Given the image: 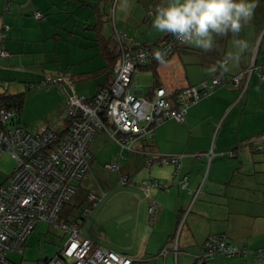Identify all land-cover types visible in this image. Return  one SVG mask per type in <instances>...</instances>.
Here are the masks:
<instances>
[{"label":"crops","instance_id":"1","mask_svg":"<svg viewBox=\"0 0 264 264\" xmlns=\"http://www.w3.org/2000/svg\"><path fill=\"white\" fill-rule=\"evenodd\" d=\"M129 2L131 7L121 11V0H0V49L8 52L0 55V92H26L17 118L24 128H63L61 86L39 84L47 76H68L71 85L64 81V88L85 97L108 82L114 28L147 44L165 35L151 27L155 7L163 0ZM35 10L44 12V18H37ZM237 38L247 41L248 50L238 66L230 64V71L217 74L226 81L243 72V82L249 81L246 91L227 81L189 106L183 121L167 119L151 136L136 137L132 148L116 142L119 148L109 147L103 159L91 153L88 171L61 211L64 221H79L80 235L129 255L131 264H193L209 236L225 233L247 252L219 255L205 264H264L255 254L264 247V151H254L248 142L264 130V0H258L254 18ZM232 39L231 34L217 37L219 50L211 52L177 46L166 61L136 69L131 89L149 95L154 84L198 86L212 76L211 65L235 51ZM198 152H212L211 160L196 156ZM171 154L179 156L177 171L173 162L156 161ZM148 158L153 160L147 163ZM108 162L117 168L106 167ZM121 174L129 177L126 183L118 181ZM153 178L166 187L144 191L140 183ZM90 191L100 199L83 215ZM150 201L158 204L153 216Z\"/></svg>","mask_w":264,"mask_h":264},{"label":"built area","instance_id":"2","mask_svg":"<svg viewBox=\"0 0 264 264\" xmlns=\"http://www.w3.org/2000/svg\"><path fill=\"white\" fill-rule=\"evenodd\" d=\"M37 18H43L44 12L35 10ZM3 28L7 25L3 24ZM4 36V33H1ZM114 38L119 51L118 60L113 68L111 80L99 86L96 93L87 98L72 92L66 93L65 118L67 130L60 137L53 130L40 126L37 132H30L22 125L7 124L14 114L13 110L0 108V154L5 151L11 154L16 164L6 181L0 183V264H18L9 260L5 252L16 250L23 253L24 243L38 221H46L67 233L65 242L58 252L48 258L39 260L38 264H131L132 258L122 252L94 244L80 235L78 222L64 221L60 216L63 204L75 192V181L89 169L92 159L89 143L96 130H106L121 146L132 148L131 142L138 137L152 133V126L166 118L181 121L185 118L189 105L204 94L196 86H184L174 93V101L170 92L163 86L154 90L152 98L131 89L130 76L134 67L145 61H161L156 58L157 52L168 49L166 59L181 43L173 36L163 37L153 48H135L128 43L129 37L121 29L114 28ZM5 48L0 55H7ZM163 59V60H164ZM253 66L248 69L252 72ZM243 72L233 77L239 87ZM264 76V73H262ZM48 81L70 84L66 75L47 76ZM46 80V81H47ZM215 81V82H213ZM221 78L215 76L213 85ZM248 79L243 88L247 87ZM71 85V84H70ZM208 85L203 82V87ZM169 96V97H168ZM107 121V122H106ZM112 126V130L108 126ZM257 148L264 146V133L257 139ZM207 154L209 161L212 152H198L196 156ZM165 163L174 161L176 171L179 168L178 155H162ZM151 158L147 159L150 163ZM106 167L117 168L114 162ZM129 180L127 174H121L120 183ZM187 176L180 183L185 186ZM140 187L147 191L150 187L165 188L166 185L157 179L143 180ZM92 205L100 199L95 193L88 195ZM155 201H150L148 212L155 214ZM89 207L83 209L84 213ZM166 248L161 250L165 254ZM246 248H239L226 241L224 235H215L203 245V253L199 258L209 259L219 253L243 254ZM264 257V248L256 253Z\"/></svg>","mask_w":264,"mask_h":264},{"label":"clouds","instance_id":"3","mask_svg":"<svg viewBox=\"0 0 264 264\" xmlns=\"http://www.w3.org/2000/svg\"><path fill=\"white\" fill-rule=\"evenodd\" d=\"M130 7L129 0H121V11ZM257 7L258 0H163L155 7L151 27L157 33L171 35L181 44L203 52L219 50L216 38L231 34V45L235 51L229 50L208 69L210 75L218 71L223 74L230 71V64L238 66L248 50L247 41L237 37L254 18ZM167 55L168 49H164L156 53V58L163 61Z\"/></svg>","mask_w":264,"mask_h":264},{"label":"trees","instance_id":"4","mask_svg":"<svg viewBox=\"0 0 264 264\" xmlns=\"http://www.w3.org/2000/svg\"><path fill=\"white\" fill-rule=\"evenodd\" d=\"M44 18V17H43ZM41 19V18H40ZM165 36H169V35H167V34H165L164 36H162V37H160L159 39H157L156 41H154L153 43H141V42H139V41H136V40H134V39H132L131 37H129V41H128V43H132V45H133V47H135V48H153L156 44H158L159 43V41L163 38V37H165ZM113 43H114V47H113V50H112V52L111 51H108L107 52V54L110 56L111 54H112V57H111V59H110V61H112L113 60V65L111 66V73L110 74H112V71H113V68H114V66H115V64H116V62H117V60H118V57H119V51H118V49H117V44H116V41H115V38H114V34H113ZM181 45H183V44H181ZM178 46H180V45H178ZM108 50V49H107ZM175 50V49H174ZM173 53H174V51H173ZM173 53H171L170 54V56L173 54ZM169 56V57H170ZM169 57H167L166 59H164L163 61H155V60H151V61H145V62H142V63H139V64H137L135 67H134V69L132 70V73H131V76H130V84H131V81H132V75H133V72L136 70V69H139V68H143V67H149V66H153V65H155V64H158V63H160V62H164V61H166ZM215 76H219V74H215V75H212L210 78H208V79H205V80H203L201 83H199L198 84V86L197 85H194V86H196L199 90H202V92L204 93V94H202L201 96H199L197 99H195L189 106H191L192 104H194V103H196L198 100H201V99H203L204 97H206L207 95H209L210 94V92L215 88V87H217V86H220V85H223V84H228L229 82L230 83H232V85L234 86V87H236V88H238L240 91H241V93H243L244 91H246L248 88H249V81H248V83H247V87L244 89L243 88V86H244V83L245 82H243V80H242V78H241V81H240V84L238 85L239 87H237V85H235V82H234V80H233V78L231 79V80H226V81H224L223 80V78H221L220 76V78H221V81L220 82H218V83H216V84H214L213 85V83H212V80H213V78L215 77ZM235 76V75H234ZM263 78H264V76H262ZM243 79H245V78H243ZM47 80V79H46ZM46 80H44V81H41L39 84H42V85H49V84H59V83H56V82H52V81H46ZM110 80H111V76H110V78H109V80H108V82L107 83H109L110 82ZM204 81H207L208 82V85L206 86V87H203V82ZM227 81H229V82H227ZM60 85V84H59ZM31 86H34L33 84H31ZM159 86H162V85H152V87H151V89H150V92H149V95H144L145 97H147V98H152L153 97V95H154V90L157 88V87H159ZM186 86H190V85H186ZM163 87H165V86H163ZM182 87H184V86H179V87H176V88H167V87H165L169 92H170V94H169V98L170 99H172L173 101H174V93L176 92V91H178L180 88H182ZM61 88V87H60ZM61 91H62V93H63V97H64V101H63V128L61 129V130H57V129H53V128H51L50 126H48L47 124H43V126H45L46 128H49V129H51V130H53L54 132H56L60 137H62V135L66 132V130H67V119L65 118V110H66V93L68 92L65 88L64 89H62L61 88ZM142 94V93H141ZM143 95V94H142ZM25 98H26V92L25 91H18V92H14V93H6V92H0V108L1 107H4V108H6V109H10V110H13L14 111V114H13V116L11 117V118H9V120H8V122H7V124H14V123H17V124H20L21 125V123L18 121V117H19V115L21 114V109H22V106H23V103H24V100H25ZM87 98H90V97H87ZM187 110H188V108H187ZM167 119H173V118H166V119H164L161 123H163L164 121H166ZM185 119V118H184ZM183 119V120H184ZM175 120V119H174ZM183 120H181V121H183ZM177 121V120H176ZM181 121H178V122H181ZM107 122V121H106ZM161 123H159V124H155V125H153L152 126V133L150 134V135H148V134H146L144 137H146V136H151L152 134H153V132H154V127L155 126H157V125H160ZM42 126V125H41ZM111 126V125H110ZM109 127V126H108ZM112 127V126H111ZM40 128V127H39ZM38 128V129H39ZM26 129V128H25ZM26 130H28V129H26ZM29 131V130H28ZM38 131V130H37ZM37 131H34V132H37ZM97 131V130H96ZM95 131V132H96ZM102 131H105L104 129L102 130ZM30 132H32V131H30ZM34 132H32V133H34ZM262 133H264V130H262L261 132H259L258 133V135L257 136H255V137H253V138H251V139H249L248 140V142L250 143V145H251V147L254 149V151H259V152H261V151H264V146L263 147H261V148H257L256 147V145H257V139L262 135ZM95 134V133H94ZM94 134H93V136H94ZM92 136V137H93ZM143 137V138H144ZM113 139V138H112ZM91 140H92V138H91ZM91 142V141H90ZM116 142V141H115ZM90 144V143H89ZM90 150V149H89ZM203 153H206V152H203ZM172 155H175V154H171V155H168V156H172ZM205 155H207V154H205ZM202 157H205V156H202ZM151 160H153V158H151ZM156 161L157 162H162V163H165V162H163L162 160H161V158L159 157H157L156 158ZM170 162H173L174 163V161H170ZM167 163H169V162H167ZM175 164V163H174ZM178 164H179V160H178ZM176 165V164H175ZM88 170H86L84 173H83V175L81 176V178H79V179H76V181H75V192H76V190H77V186H78V183H79V181L84 177V175H85V173L87 172ZM154 179V178H153ZM147 180H150V179H147ZM74 192V193H75ZM92 192L90 191V192H87L86 193V195H85V203L83 204V206H81V210H82V213H84L83 212V209L85 208V207H89L90 209H89V211L91 210V208L92 207H94L95 205H92V202L90 201V199L88 198V195L89 194H91ZM94 193V192H93ZM96 194V193H95ZM74 195V194H73ZM72 195V196H73ZM98 197H100V194H96ZM72 198V197H71ZM71 198L68 200V201H66L64 204H63V206L66 204V203H68L70 200H71ZM99 200V199H98ZM98 200H97V202H98ZM63 206H62V209H63ZM62 209H61V211H62ZM61 211H60V216H61V218H62V215H61ZM88 211V212H89ZM87 212V213H88ZM76 222H78L79 223V221H76ZM215 235H224L225 237H226V241L228 242V243H230V244H234L233 242H231V241H229V239L227 238V236H226V234L225 233H214V234H212L211 236H209L204 242H203V244H202V250H201V253H199L197 256H196V260H195V262L193 263V264H205L207 261H209L210 259H213V258H215V257H217V256H219V255H222V256H243V255H245V253L247 252V247L246 246H242V248H246V252L245 253H243V254H238V253H234V254H229V255H227V254H225V253H219V254H217V255H215L214 257H211V258H209V259H206V258H199V257H201V255H202V253H203V245L206 243V242H208V240L209 239H212L213 238V236H215ZM29 236V235H28ZM234 245H236V244H234ZM237 247H239V248H241V246H239V245H236ZM262 248H264V247H262ZM259 249H261V248H257L255 251H256V253H257V250H259ZM166 253V252H165ZM256 256H257V259H260V260H264V257H260V256H258L257 254H256ZM45 258V257H44ZM44 258H41V259H44ZM46 258H48V257H46ZM132 258V257H131ZM41 259H39V260H41ZM39 260H38V262H39ZM132 261H133V258H132ZM132 261H131V263H132Z\"/></svg>","mask_w":264,"mask_h":264},{"label":"rangeland","instance_id":"5","mask_svg":"<svg viewBox=\"0 0 264 264\" xmlns=\"http://www.w3.org/2000/svg\"><path fill=\"white\" fill-rule=\"evenodd\" d=\"M29 113L33 115L35 113L34 109H30ZM109 147L119 148V145L105 131L97 130L89 144L91 153L96 158L100 157L103 159L108 153ZM15 164L16 160L10 153L5 151L1 152L0 182L5 176L11 173ZM85 214L83 213V215ZM31 232V236L27 240V245L24 247L23 254L16 250L5 252L9 260L18 264H37L41 258L54 256L67 238V233L64 230L43 220L38 221L36 227Z\"/></svg>","mask_w":264,"mask_h":264}]
</instances>
